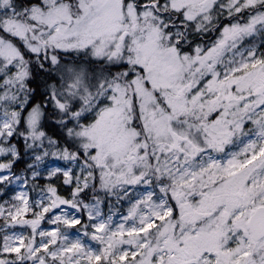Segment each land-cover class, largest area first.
<instances>
[{
    "label": "snow or ice",
    "instance_id": "6c2138e0",
    "mask_svg": "<svg viewBox=\"0 0 264 264\" xmlns=\"http://www.w3.org/2000/svg\"><path fill=\"white\" fill-rule=\"evenodd\" d=\"M0 264H264V0H0Z\"/></svg>",
    "mask_w": 264,
    "mask_h": 264
}]
</instances>
